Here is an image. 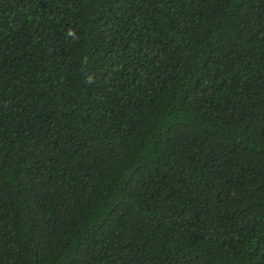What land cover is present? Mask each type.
<instances>
[{
	"label": "trees",
	"instance_id": "1",
	"mask_svg": "<svg viewBox=\"0 0 264 264\" xmlns=\"http://www.w3.org/2000/svg\"><path fill=\"white\" fill-rule=\"evenodd\" d=\"M0 264H264V0H0Z\"/></svg>",
	"mask_w": 264,
	"mask_h": 264
},
{
	"label": "clouds",
	"instance_id": "2",
	"mask_svg": "<svg viewBox=\"0 0 264 264\" xmlns=\"http://www.w3.org/2000/svg\"><path fill=\"white\" fill-rule=\"evenodd\" d=\"M66 35L74 39L78 38L74 29H69ZM85 79L86 82H94V79L91 76L86 75Z\"/></svg>",
	"mask_w": 264,
	"mask_h": 264
}]
</instances>
